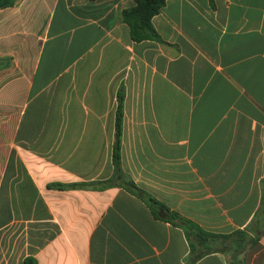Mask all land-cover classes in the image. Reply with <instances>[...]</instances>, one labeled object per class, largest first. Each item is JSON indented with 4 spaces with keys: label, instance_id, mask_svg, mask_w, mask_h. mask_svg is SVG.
<instances>
[{
    "label": "crops",
    "instance_id": "1",
    "mask_svg": "<svg viewBox=\"0 0 264 264\" xmlns=\"http://www.w3.org/2000/svg\"><path fill=\"white\" fill-rule=\"evenodd\" d=\"M133 0H15L0 8V264H187L183 231L112 176L121 167L206 231H241L264 264V0H165L163 43L134 42Z\"/></svg>",
    "mask_w": 264,
    "mask_h": 264
},
{
    "label": "trees",
    "instance_id": "2",
    "mask_svg": "<svg viewBox=\"0 0 264 264\" xmlns=\"http://www.w3.org/2000/svg\"><path fill=\"white\" fill-rule=\"evenodd\" d=\"M15 0H0V8L12 6ZM165 0H133V4L121 9L119 17L128 29L132 41L155 40L163 43L151 19L164 6ZM124 87L121 85L117 92V106L115 112L114 143L112 148V176L105 181L88 183H70L57 185L60 189H104L118 186L139 198L150 210L152 216L180 228L189 245L187 264H193L201 257L219 252L228 256H237L245 248V239L241 231L230 234L213 233L204 230L192 220L170 210L155 195L138 186L121 167V128L123 121ZM22 264H37L33 256H27Z\"/></svg>",
    "mask_w": 264,
    "mask_h": 264
}]
</instances>
